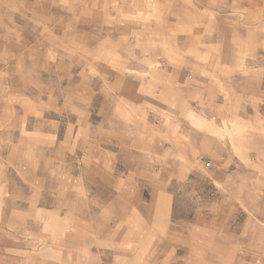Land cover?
<instances>
[{
  "label": "clouds",
  "instance_id": "obj_1",
  "mask_svg": "<svg viewBox=\"0 0 264 264\" xmlns=\"http://www.w3.org/2000/svg\"><path fill=\"white\" fill-rule=\"evenodd\" d=\"M0 264H264V0H0Z\"/></svg>",
  "mask_w": 264,
  "mask_h": 264
},
{
  "label": "crops",
  "instance_id": "obj_2",
  "mask_svg": "<svg viewBox=\"0 0 264 264\" xmlns=\"http://www.w3.org/2000/svg\"><path fill=\"white\" fill-rule=\"evenodd\" d=\"M181 82H184V81L182 80ZM138 83L139 82L137 81V84ZM217 102L222 103V98L219 99ZM190 118L192 119L193 123H195L197 126L206 128L207 132L211 134L213 137H219L220 139L228 140L229 142H231L233 138H238L239 144L234 145V149L237 155H240L245 150L244 145H245V141L248 135V128L245 127L244 125L236 124V123L229 124L228 121H224L222 126H219V125L212 126V125H209L206 121L201 120L195 114H190ZM207 159H210V158H207ZM210 162H211V159H210ZM191 175L192 174H190L189 177H191ZM9 195H11V188H9ZM46 227H51L53 230H55L56 228L59 227V223L53 222L51 225H46Z\"/></svg>",
  "mask_w": 264,
  "mask_h": 264
},
{
  "label": "rangeland",
  "instance_id": "obj_3",
  "mask_svg": "<svg viewBox=\"0 0 264 264\" xmlns=\"http://www.w3.org/2000/svg\"><path fill=\"white\" fill-rule=\"evenodd\" d=\"M204 161H205V163H207L208 165H210L211 164V162H210V159H204ZM194 178H197L196 177V174L195 173H192V175H191V177H189V179H194Z\"/></svg>",
  "mask_w": 264,
  "mask_h": 264
}]
</instances>
